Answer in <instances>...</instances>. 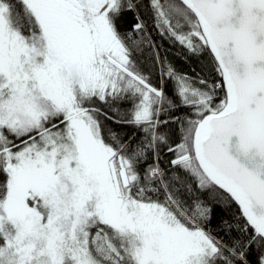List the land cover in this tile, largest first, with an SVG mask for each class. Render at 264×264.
<instances>
[{
    "label": "snow or ice",
    "instance_id": "obj_1",
    "mask_svg": "<svg viewBox=\"0 0 264 264\" xmlns=\"http://www.w3.org/2000/svg\"><path fill=\"white\" fill-rule=\"evenodd\" d=\"M0 264H264V0H0Z\"/></svg>",
    "mask_w": 264,
    "mask_h": 264
},
{
    "label": "trees",
    "instance_id": "obj_2",
    "mask_svg": "<svg viewBox=\"0 0 264 264\" xmlns=\"http://www.w3.org/2000/svg\"><path fill=\"white\" fill-rule=\"evenodd\" d=\"M147 15V13L145 12ZM151 39L154 44L158 47L159 53L161 56L166 57L168 62L173 65L178 71L191 74L192 70L195 69L197 72H200L204 76L210 75V64L208 62L207 55H201L200 57L186 54L179 46L173 45L167 38L161 37L159 35L158 30L153 29L151 31ZM141 65H143L147 70L151 72V79L153 84H157L158 82V72L156 68L153 67L152 64V52H150L147 48L141 57H139ZM201 69L203 71L201 72ZM145 74H148L146 71ZM170 87V86H169ZM167 90V88H166ZM162 119H167V117H161ZM162 132L164 133H172L177 131V125L173 123H169L168 125H164L162 127ZM120 134L124 135L127 132H131V128H122L119 129ZM175 138V137H173ZM170 159V155L166 152L162 153V166H167V161ZM222 208V206H219ZM235 209H233L234 211ZM219 215V213H217Z\"/></svg>",
    "mask_w": 264,
    "mask_h": 264
}]
</instances>
